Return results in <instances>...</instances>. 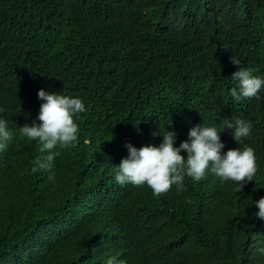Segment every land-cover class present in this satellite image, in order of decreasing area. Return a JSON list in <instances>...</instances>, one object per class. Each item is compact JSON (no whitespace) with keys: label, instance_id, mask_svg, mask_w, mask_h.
<instances>
[{"label":"trees","instance_id":"16d2710c","mask_svg":"<svg viewBox=\"0 0 264 264\" xmlns=\"http://www.w3.org/2000/svg\"><path fill=\"white\" fill-rule=\"evenodd\" d=\"M231 57L264 79V0H0V119L13 133L0 151V264H264V87L233 101ZM40 90L86 111L75 146L33 173L48 153L19 127L40 123ZM234 119L252 125L238 145ZM196 125L217 129L222 154L253 148V181L238 191L209 169L159 196L115 182L126 145L158 147L168 131L179 147Z\"/></svg>","mask_w":264,"mask_h":264},{"label":"clouds","instance_id":"9594fccd","mask_svg":"<svg viewBox=\"0 0 264 264\" xmlns=\"http://www.w3.org/2000/svg\"><path fill=\"white\" fill-rule=\"evenodd\" d=\"M230 60L238 67L231 76L233 81L238 82V87L231 89L229 97L239 102L262 95L264 79L260 75H254V69L240 67L239 59L231 57ZM38 97L44 101L37 117L40 123L34 121L31 126L25 124L19 127L21 135L41 143V153H48L33 162V173L51 170L54 159L60 154L58 151H52L57 146H75V142H78L79 128L74 122V117L86 111L80 98L48 93L44 90L38 92ZM226 128V133L232 131V137L228 140L234 139L238 145L250 136L252 125L245 120L234 119V124L229 122ZM12 137L8 122L0 119V151L7 149ZM175 142L176 133L166 131L158 147L149 145L137 149L131 144L126 145L128 156L122 159L117 167L115 182L121 186L129 183L133 186L146 184L155 196H159L171 190L173 185L176 186L177 192L182 191L185 177L198 182L210 169L221 182L229 180L237 182L238 191H241L243 182H252L257 172L254 149L251 147H244L243 150L230 149L226 154H222L225 145L221 142L220 133L215 127L196 125L190 129L188 139L181 142L179 147L174 146ZM181 152L187 153V159ZM49 179L54 180L55 177L49 176ZM256 207L259 211L255 215L264 218V198L256 202ZM260 251L264 254V248ZM119 259L116 264H129L125 257Z\"/></svg>","mask_w":264,"mask_h":264}]
</instances>
